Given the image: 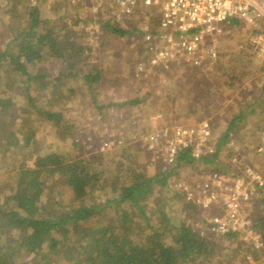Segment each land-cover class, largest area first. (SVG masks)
<instances>
[{
    "label": "trees",
    "instance_id": "1",
    "mask_svg": "<svg viewBox=\"0 0 264 264\" xmlns=\"http://www.w3.org/2000/svg\"><path fill=\"white\" fill-rule=\"evenodd\" d=\"M28 1L29 5H23L22 9L18 5L24 4V0H16L11 5L12 34L5 41L4 50L0 51V145L3 146L0 152H15L12 159L0 162L9 169L12 180L4 200L0 199V264H21L22 256L29 258L28 264H61L62 261L66 264H195L198 259L217 256L222 247L217 238L202 236L194 226L193 221L201 217L195 203L178 195L185 207L178 224L171 222L173 217L166 204L160 209L155 204L171 191L169 181L181 173L197 172L200 163L207 168L220 167L217 156L197 159L190 150H185L168 170H162L159 165L153 168L144 146L133 143L132 136H143L169 118L187 121L178 119V114L173 113L171 116L165 114L158 124L141 126L131 111L145 101L149 102L155 92H145L137 87L131 99L99 102L98 92L107 72L101 67L97 54L89 48L93 43L87 38L91 34L89 24L92 19L85 16L84 6L60 0L54 3L51 14L41 6L45 0H34L33 4V0ZM132 33L141 34V30L123 28L111 21L101 22L97 29L98 51L102 50L103 56L108 54L105 47L112 45L110 37ZM114 51L110 55H117ZM140 51L138 46L137 53ZM246 55L252 58L250 54ZM46 59L49 61L47 66L30 70ZM221 70L222 67L216 72L230 75L228 67ZM239 72L231 71V75L237 77L235 79L234 75L233 79L238 81V88L244 94L248 90H257L256 85L253 89L244 86L242 70ZM210 74L193 69L187 72L179 66L178 73L167 80L186 78L185 85L199 91L208 88L206 78ZM19 79L26 83L23 97L28 105L23 108H19L16 90L11 85V80ZM73 79L80 85L75 87L84 86L90 90L93 111L95 115L99 113L101 119L87 122L81 127L83 133L75 139L84 156L69 158L54 150L41 153L43 145L38 144L32 125L33 115L44 111L48 119L57 124L64 116L61 111L44 108L37 94H44V89L49 87L67 91ZM131 88L133 90L132 85ZM230 88L228 94L233 93V87ZM180 91L183 97L189 95L183 92L181 85ZM110 108L121 112L114 113L116 117L110 116ZM246 112L253 111L242 107L213 143L224 148L230 132L238 142L239 137L234 131ZM111 120H114L112 125L126 136V141L118 148L101 150V138L109 137L107 126H112L109 125ZM261 126L253 141L258 139ZM66 134L68 132L64 136ZM242 148H249V145ZM156 186L158 190H155ZM155 198L157 201L146 202ZM252 204L247 207V215L254 216V227L260 229L264 242V209L260 207V201ZM110 207L111 210L106 212ZM129 207L134 210L130 211ZM137 212L144 222L135 218ZM147 227L151 231H145ZM218 237L240 239L233 252L242 251L245 259L253 257L257 263L263 261L264 247L255 248L243 240L241 234L228 233Z\"/></svg>",
    "mask_w": 264,
    "mask_h": 264
},
{
    "label": "built area",
    "instance_id": "2",
    "mask_svg": "<svg viewBox=\"0 0 264 264\" xmlns=\"http://www.w3.org/2000/svg\"><path fill=\"white\" fill-rule=\"evenodd\" d=\"M68 1L84 6L85 16L92 19V30L104 21L141 30V51L127 69L134 80L153 84L152 88L142 84L145 92H159L151 80L165 82L178 73L179 66L189 71L215 70L223 54L231 56L227 45L236 30L247 38L239 47H245L264 65V0ZM210 120L202 117L188 123L169 118L143 136L134 134L132 142L141 143L151 166L159 165L162 170H168L185 150L197 159L217 156L220 167L212 169L200 163L197 172H183L171 179V192L199 207L201 217L193 223L202 236L239 233L261 249V232L254 227V216L247 215V207L260 201L264 209V124L258 139L246 149L230 132L227 155L222 158L223 148L213 143L217 135ZM108 129L109 137L101 138V150L118 148L126 141L118 127Z\"/></svg>",
    "mask_w": 264,
    "mask_h": 264
},
{
    "label": "rangeland",
    "instance_id": "3",
    "mask_svg": "<svg viewBox=\"0 0 264 264\" xmlns=\"http://www.w3.org/2000/svg\"><path fill=\"white\" fill-rule=\"evenodd\" d=\"M15 1L16 0H0V51L4 50L5 41L8 40V37L12 34L11 26L13 25L14 18L10 13V7ZM58 1L60 0H45L41 6L45 8L44 11L46 13L50 12L52 14L54 3ZM28 2V0H24V4L21 3L18 7L22 9L23 5H29ZM34 2L33 0L32 4ZM56 8L57 7H55V9ZM149 12L152 13L153 9H149ZM90 33L91 37L89 35L87 38L93 43L89 45V48H92V51L97 54L101 67L107 72V77L101 84L102 88L98 92L97 98L99 102L107 103L115 100L131 99L135 87L145 91L142 84L145 87H153V84L150 82L141 83L140 81L134 80L129 75L127 69L128 63L132 61L137 54V48L139 46L138 40H140L141 36L140 33H132L126 36L114 35L116 37H110L112 45L108 44L105 47L108 54L104 56V53H101L102 50L100 52L98 51L100 39L98 38L97 29L91 30ZM245 39L247 40L246 37H241V32L239 30L234 31V35H232L231 41L227 45L232 60L229 62L228 59L230 58L227 55H222L221 62L219 61L214 68L215 70L206 78L208 80V88L194 91L189 84L185 85L186 78L183 77L179 80L170 79V81L167 80L161 83L159 81L155 82L154 80L156 79H152L151 82H155L156 84V87L153 89L158 88L156 90H159V92L152 91L155 92L153 93L155 97H152L149 102L145 101V103L131 111L138 117L141 126L148 127L150 123H154V125L158 124L161 118L165 117V114L166 116H171L173 113H176L178 114V119L187 122H194L202 117L211 118L216 127L215 134L219 135L222 134L225 126L229 123V120L233 118L234 114L243 107L245 110L253 112H246L244 114L239 126L236 127L238 129H235L234 133L236 137H239L238 143L241 147L250 145L255 138L257 130L264 124V90H262V85L264 84V65L260 61L246 55L248 53L245 47H239L241 44H245ZM134 47L136 49H134ZM12 48H14L13 45ZM112 49H116L117 52ZM110 50L117 53V55H110L112 52ZM130 55L132 59L129 58ZM48 63L49 61L46 59L40 63L41 65L39 67L32 66L30 70L37 71V69H42L47 66ZM221 67L222 70L228 67L230 75L216 72V70ZM239 69L242 70L241 74L244 77L243 85L249 87V89H253V85H256V88L258 87L257 90H248V92L245 91L244 94L243 90L238 88L239 83L235 81L233 77L236 73H240ZM232 70L235 72V74H232L233 76L231 75ZM187 72H189V70H187ZM182 75L184 76V73ZM117 77L120 78L118 79ZM234 78L237 79L236 75ZM25 84V80L23 79L16 81L11 80V85L15 88V93H17L19 108L28 105L25 104L23 97ZM180 85L183 88V92L189 93L188 96L183 97L180 91ZM75 86L80 85L76 79H73L67 91L64 88L56 90L49 87L44 89V94H37V99H40L41 105H43L44 108H50L57 112L61 111L64 116V119L59 125L49 120L44 111L43 113L37 112V114L33 115L34 121L32 125L35 128L38 144L43 145L41 153L54 150L69 158L85 155V153L83 154L76 146L75 139L83 133L82 130H84V128L81 129V127L85 126L87 122L93 123L98 121L101 119V116L98 115L99 113L95 115L93 111L94 100L90 90L84 86ZM230 87H233V93L228 94L231 91ZM62 95H65L64 98ZM163 105H165L164 108ZM108 112L110 116L116 117V114L121 111H118L116 108H110ZM160 114H162V117H159ZM112 124H114V120H111L109 123V125ZM107 125L108 124H104V126ZM100 126H103V124H100ZM252 129L255 133L253 135ZM67 132L68 134L64 136ZM245 137L247 138L246 141L243 140ZM81 139H83V137H81ZM2 147L3 146L0 145V148ZM227 151L228 149L226 145H224L222 158L226 157ZM14 154V150H10L6 154L0 152V162H3L4 159H12ZM29 162H31V160H29ZM10 178L9 169L2 166L0 163V199L4 200L5 194L11 188L12 180ZM51 189L52 187H50L48 192H50ZM158 189V186H156L155 190ZM155 200L157 201L156 198L154 200L147 199L146 202L149 204ZM155 204L157 205V209H160L163 204L167 205L169 215L173 217L171 222L174 224H178L181 216L184 215L183 208L185 207H183L178 196L171 191H167ZM129 209L130 211L134 210L132 207H129ZM110 210L111 207L108 208L106 212ZM135 218L138 221L144 222L139 212H137ZM145 231L149 232L151 229L147 227ZM216 238L218 240L217 242L222 245L221 252L214 258L198 259V262L195 264H219L221 259H224L221 264H264V259L257 263L253 257L245 259L242 251L233 252L236 250V245L240 244V239L225 240L222 237ZM28 262L29 258L27 256H22L20 258L21 264H28ZM61 264L66 263L62 261Z\"/></svg>",
    "mask_w": 264,
    "mask_h": 264
}]
</instances>
